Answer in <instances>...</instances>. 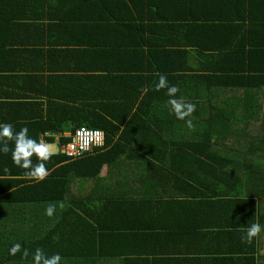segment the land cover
Returning a JSON list of instances; mask_svg holds the SVG:
<instances>
[{
	"label": "trees",
	"instance_id": "trees-1",
	"mask_svg": "<svg viewBox=\"0 0 264 264\" xmlns=\"http://www.w3.org/2000/svg\"><path fill=\"white\" fill-rule=\"evenodd\" d=\"M160 1L78 0L74 6H92L95 22L110 21L103 24L109 36L96 37L91 59L76 57L78 63L62 66L57 76L38 73L27 63L29 56L18 66L28 74L22 78L31 90L38 91L35 86L40 80H47L48 88L39 92L42 98L35 94L34 101L24 103L8 123L16 131L27 127L32 138L56 146L57 151L46 163L50 175L43 181L26 177L25 170L13 164L11 151L0 152V230L9 233L4 254L20 241L15 230L21 225H12V220L18 223L21 207L29 201L23 198L25 193L36 195L41 188L65 190L64 184L72 178H95L104 166L116 161L142 162L139 170L144 175L150 170L180 180H169L174 187L182 183L179 189L184 199L169 202L177 216L191 218L195 213L204 223L239 217L248 227L257 221L264 225V0H182L183 6L165 14L171 18L172 31H187L182 36L190 38L193 51L169 49L162 55H140L135 61L123 53L127 69L122 68L121 60H116L119 54L101 44L114 42L122 50L130 41L128 22ZM117 15L124 18V37L114 21ZM158 73L179 88L178 97L196 105L188 118L193 128L173 114L166 89L155 90ZM93 93L101 99H94ZM82 128L102 131L104 147L73 159L65 155L63 147ZM32 159L37 163L35 156ZM5 167L10 173L3 172ZM12 202L19 210L13 212ZM60 218L57 211L48 216V222L56 224L47 225V233L39 241L34 235L29 239L30 254L36 248L49 255L58 253L61 264H210L192 257L155 255L158 252L149 248L105 255L100 251L104 242L100 228L78 225V233L72 237V225L64 223L74 218L57 223ZM105 236L112 248L117 247L114 237ZM92 249L94 253H89ZM17 254L21 260V253ZM16 255L0 264H17L13 262L18 260Z\"/></svg>",
	"mask_w": 264,
	"mask_h": 264
},
{
	"label": "crops",
	"instance_id": "crops-1",
	"mask_svg": "<svg viewBox=\"0 0 264 264\" xmlns=\"http://www.w3.org/2000/svg\"><path fill=\"white\" fill-rule=\"evenodd\" d=\"M77 1L0 0V106H5L0 108V123H8L24 103L34 101L35 94L37 98H42L39 92L48 88L47 80L36 84L38 91L31 90L30 85L23 82L22 76L28 74L19 70L18 66L25 62L27 56L30 57L27 63L41 75L57 76L62 66L78 63L76 57L90 60L96 37L109 36L103 24L107 25L110 21L95 22L96 14L92 6L89 9L74 6ZM180 6H183L182 0H161L156 7L149 5L138 18L128 22L130 41L122 47L123 51L114 42L101 44L100 47L117 52L119 57L116 60H121L119 64L124 69L127 68L123 53L134 61L140 55H162L169 49H189L191 53L192 41L188 36H182L187 31H172L168 23L171 18L165 14V11ZM123 19L117 15L114 20L121 31ZM176 35L181 38H176ZM114 61L110 66L114 65ZM82 66L85 68V64ZM95 96L94 99H101L99 95ZM143 165L142 162L116 161L104 166L95 178H72L64 184L65 190L41 188L36 195L25 193L23 198L28 197L29 201L22 204L18 223L12 220V225H21L15 233L20 239L17 243L22 245V251L30 250L29 239L33 235L39 241L47 233V225L56 224L48 222L45 209L49 203H57L56 211L61 217L57 223L74 218V221L64 223L72 225L70 236L78 233V225H95L101 229L104 234L101 242L103 239L104 242L100 251L105 255L149 248L158 252L155 255L192 257L210 264L214 261L264 264V231L247 243L242 242L241 237L245 236L244 230L248 225L239 217L234 221L204 223L197 220L195 213L191 218L185 214L177 216L174 204L169 202L183 198L179 189L182 183L174 187L169 180L175 178H163L150 170L144 175L143 170H139ZM160 165L155 163V166ZM184 173L190 172L184 170ZM154 185L161 191L157 188L153 190ZM12 203L13 212L19 210V205ZM59 203H63L64 207L60 208ZM8 234L5 229L0 230V263L15 258L4 254V240ZM105 234L116 239L117 247L110 246L111 240ZM89 253H94V249ZM16 256L18 260L13 262L18 261L17 264L31 262V254L27 260H19L18 254ZM104 257L107 261L108 257Z\"/></svg>",
	"mask_w": 264,
	"mask_h": 264
},
{
	"label": "clouds",
	"instance_id": "clouds-1",
	"mask_svg": "<svg viewBox=\"0 0 264 264\" xmlns=\"http://www.w3.org/2000/svg\"><path fill=\"white\" fill-rule=\"evenodd\" d=\"M158 82L155 85V90L160 91L166 89V95L169 97L167 101L171 108V111L179 120H184L188 128H193V122L191 119L192 113L196 109V105L186 101L182 97H178L179 88L175 85H170L167 76L164 74H157ZM142 91L146 92L147 89ZM9 142H14V147H9ZM11 151V158L13 164L23 170L24 174L29 179L35 181H43L50 175V171L46 166V163L51 159L53 153V146L43 140L37 141L29 135V129L22 127L19 131L14 129L11 123H0V152L7 154ZM37 158V163H33V157ZM5 174L10 173V169L5 167L3 169ZM59 207L63 208V203H59ZM57 203H49L45 209V214L49 217L55 214ZM215 231L216 229H209ZM239 230V229H237ZM245 231V236H242V242L250 243L254 237H257L262 231H264V225H261L259 221L253 223ZM17 253H21V259L27 260L30 253L28 249H23L20 243L14 244L9 254L15 256ZM32 264H61V256L58 253L49 255L44 249L36 248L31 253Z\"/></svg>",
	"mask_w": 264,
	"mask_h": 264
},
{
	"label": "built area",
	"instance_id": "built-area-1",
	"mask_svg": "<svg viewBox=\"0 0 264 264\" xmlns=\"http://www.w3.org/2000/svg\"><path fill=\"white\" fill-rule=\"evenodd\" d=\"M104 139L105 136L102 131L82 128L75 131L71 142L65 145L63 151L73 159L83 158L92 153L96 148H100L104 144Z\"/></svg>",
	"mask_w": 264,
	"mask_h": 264
},
{
	"label": "rangeland",
	"instance_id": "rangeland-1",
	"mask_svg": "<svg viewBox=\"0 0 264 264\" xmlns=\"http://www.w3.org/2000/svg\"><path fill=\"white\" fill-rule=\"evenodd\" d=\"M263 114V113H262ZM75 135V134H74ZM73 135V136H74ZM77 137H79V135H77ZM76 141H78V140H76ZM68 144V143H67ZM66 145V144H65ZM65 145H64V147H65ZM63 147V148H64ZM100 147H104V144H102ZM53 151H57V148H56V146L55 147H53ZM66 155V154H65ZM67 156V155H66ZM79 159H81V158H79ZM35 181V180H34Z\"/></svg>",
	"mask_w": 264,
	"mask_h": 264
}]
</instances>
